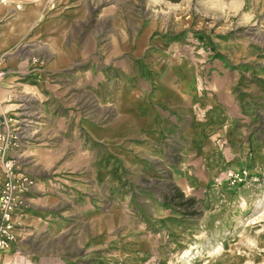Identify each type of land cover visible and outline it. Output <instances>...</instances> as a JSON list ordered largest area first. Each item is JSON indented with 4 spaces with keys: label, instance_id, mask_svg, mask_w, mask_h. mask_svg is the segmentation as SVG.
I'll use <instances>...</instances> for the list:
<instances>
[{
    "label": "rangeland",
    "instance_id": "obj_1",
    "mask_svg": "<svg viewBox=\"0 0 264 264\" xmlns=\"http://www.w3.org/2000/svg\"><path fill=\"white\" fill-rule=\"evenodd\" d=\"M95 7L70 32L84 35L85 55L71 46L59 71L46 68L45 51L35 55L41 76L7 115L22 130L10 155L37 185L0 264H264V0ZM179 79L195 81L200 101L154 114L165 121L159 135L139 130L132 103ZM211 83L230 91L216 97ZM230 93L237 116L226 131L207 134L202 149L204 139L182 136L222 119L212 97ZM99 126L108 139L90 134Z\"/></svg>",
    "mask_w": 264,
    "mask_h": 264
},
{
    "label": "crops",
    "instance_id": "obj_2",
    "mask_svg": "<svg viewBox=\"0 0 264 264\" xmlns=\"http://www.w3.org/2000/svg\"><path fill=\"white\" fill-rule=\"evenodd\" d=\"M93 1V4L89 5L84 4L86 0H54L51 6L46 0H12L10 5L0 8V70L3 72L0 75V121L3 115L15 116L19 105L16 99L17 95L19 92L30 88L33 80L41 76V69L39 68L41 63L32 64V57L45 51L48 58L46 68L59 71L64 69L74 58V49L71 46L76 45L77 55H85V49L81 52L78 49L79 46H77L83 44L84 35L80 36L81 40L79 42H75L79 35L77 32L74 35L70 32L79 23H81L80 28H82L83 22L88 18L91 10L97 7L95 5L98 4V0ZM16 2L21 3L20 9L14 8ZM105 10L107 18H110L112 11H114L113 8L107 6ZM99 16H97V22ZM151 36L152 29L145 30L141 41L144 43ZM91 39L92 44H94V35H91ZM145 45L147 44L142 45V48ZM148 49L145 46L142 49L143 54ZM214 85L216 83L210 84L216 97L220 95V92L226 93L229 90L228 86H223L222 89L218 86L220 90L218 92L219 90ZM151 87L153 89L151 95H147L145 99L139 97L143 106L132 103L129 112L130 118L139 127V130L151 131L154 136L159 135L165 122L164 118H160L161 121L154 122V114H163L162 111L165 108H171V110H178L179 107L190 108L196 101H200L198 91L195 94V81L179 79L172 82L161 80L155 82ZM134 89L132 88L133 91ZM191 93H194V95H189ZM133 94L134 96L137 95L134 92ZM226 96V99H214L212 97L214 103H218V105V100H221L220 103L225 109L224 114L221 115L222 119L214 120L211 123H207L206 119L199 123L195 122L196 124L192 128L195 130H190V127L186 126L182 136L187 132V135L192 133V139L195 143H199L201 139H204L199 145L202 149L211 140L206 137L207 134L226 131L221 129V126H230L232 123L230 121L237 116L234 114L237 106L234 105L232 94ZM108 130L107 127L99 126V128L91 129L90 134L98 141L106 140L110 137ZM196 148L198 147L196 146ZM180 159L179 163H182L183 157H180ZM1 182L2 174L0 172V186ZM26 211L27 209L24 213Z\"/></svg>",
    "mask_w": 264,
    "mask_h": 264
},
{
    "label": "built area",
    "instance_id": "obj_3",
    "mask_svg": "<svg viewBox=\"0 0 264 264\" xmlns=\"http://www.w3.org/2000/svg\"><path fill=\"white\" fill-rule=\"evenodd\" d=\"M12 0H0V8L10 5ZM54 0H46L52 6ZM15 9L21 8V3H14ZM37 62L36 57L31 63ZM3 72L0 70V75ZM13 119L3 115L0 121V172L2 182L0 186V251L10 248L17 240L18 226L16 218L28 206L29 195L37 185L35 177L19 169L15 164L11 151L17 150L21 145V126L14 125ZM237 175L229 170L226 177L234 178Z\"/></svg>",
    "mask_w": 264,
    "mask_h": 264
},
{
    "label": "trees",
    "instance_id": "obj_4",
    "mask_svg": "<svg viewBox=\"0 0 264 264\" xmlns=\"http://www.w3.org/2000/svg\"><path fill=\"white\" fill-rule=\"evenodd\" d=\"M181 195H182V194H181ZM181 195H180V196H181Z\"/></svg>",
    "mask_w": 264,
    "mask_h": 264
}]
</instances>
